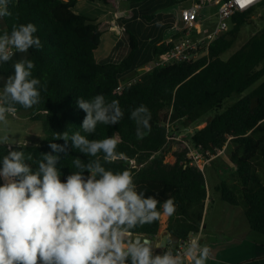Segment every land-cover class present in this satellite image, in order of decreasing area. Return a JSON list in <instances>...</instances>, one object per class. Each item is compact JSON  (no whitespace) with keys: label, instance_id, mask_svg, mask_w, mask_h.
Masks as SVG:
<instances>
[{"label":"trees","instance_id":"trees-1","mask_svg":"<svg viewBox=\"0 0 264 264\" xmlns=\"http://www.w3.org/2000/svg\"><path fill=\"white\" fill-rule=\"evenodd\" d=\"M85 1L110 6L111 18L97 20L79 13L75 9L78 0H10L11 16L2 18L0 34L10 33L13 25L32 23L42 48L15 53L9 62L0 64V90L4 79L14 74L15 62L22 58L34 62L32 76L40 80V103L30 109L16 105L15 113L26 112L25 119L40 122L44 136L37 145L20 143V148L13 147L23 150L26 157L31 155L26 162L33 171L38 170L42 154L59 155L56 167L63 181L77 171L72 164L74 157L84 162L95 158L73 149L71 141L67 155L52 152L50 143H65L56 139L57 133L81 131L90 140L118 134L122 142L116 149L117 158L107 163L102 160V164L114 172L128 171L137 190L155 197L160 205L171 198L175 212L168 216L167 231L175 240L186 241L203 226L210 189L204 171L189 157L188 147L173 152V163L166 161L171 150L169 127L175 124L178 129L188 128L204 118V126L192 132L188 142L200 148L205 157L224 151L236 171L234 182L221 181L213 191L227 205L241 207L250 229L264 234V27L229 59L222 58L251 23L254 10L235 13L229 29L201 50L198 59L155 68L118 94L116 90L123 81L168 51L173 43L156 45L151 57L144 53L141 58L140 37L119 13L121 3L143 0ZM259 6L264 8V0ZM108 33L129 36L130 52L120 62L102 63L96 58ZM97 94L104 95L108 102L117 100L124 116L116 125L98 124L94 133L86 134L80 129L86 113L77 107L76 99L89 100ZM233 97L236 100L225 107ZM140 105L151 113V131L143 139H137L135 121L130 119L131 111ZM5 154L7 148L0 144V160ZM160 205L158 210L162 211ZM163 215L151 224L138 226L134 234L158 235Z\"/></svg>","mask_w":264,"mask_h":264},{"label":"clouds","instance_id":"clouds-1","mask_svg":"<svg viewBox=\"0 0 264 264\" xmlns=\"http://www.w3.org/2000/svg\"><path fill=\"white\" fill-rule=\"evenodd\" d=\"M10 0H0V19L11 16ZM37 27L32 23L13 25L11 32L0 34V64L9 62L15 53L41 49ZM15 50V51H13ZM14 74L4 79L0 90V122L17 111L16 105L30 109L40 103V80L33 78L35 64L22 58L15 62ZM3 79V78H0ZM76 105L86 113L80 129L92 134L98 124L116 125L124 116L119 102L106 101L102 94L89 100L77 98ZM135 121L137 139L151 131V113L140 105L130 113ZM0 160V264H206L210 250L193 237L182 253L173 254L165 242H155L134 234L138 226L151 224L162 214L171 216L175 205L171 198L162 205L152 196L137 190L128 171L106 169L117 158L118 134L102 140H90L77 131L57 133L65 143H50L52 152L64 153L71 147L95 159L84 162L78 156L72 164L77 171L61 180L56 167L60 157L51 152L42 154L38 170L26 162L19 144L8 143ZM27 141L25 146H27ZM102 154V156H101ZM87 173V175H85ZM158 205L160 209L158 210ZM150 237V236H149ZM165 249L156 254V249Z\"/></svg>","mask_w":264,"mask_h":264},{"label":"crops","instance_id":"crops-1","mask_svg":"<svg viewBox=\"0 0 264 264\" xmlns=\"http://www.w3.org/2000/svg\"><path fill=\"white\" fill-rule=\"evenodd\" d=\"M83 1L84 4L87 5V9L81 10L80 7L81 11H79V6L80 4L83 3ZM196 1L197 0H143L141 2H136V3L124 2L125 8L122 7L123 3H121L120 13H119L120 17H122L124 23L140 37V42L142 44L141 54H140L141 58L142 57L144 58L146 56L145 54H147V57H151L152 51L156 45L169 44L178 40L176 39L177 38L176 36L179 35L177 32V28L181 27L180 12L182 9L193 5ZM219 5H220V0H208V3L202 8L200 12V16L198 19L199 23L197 25V33L198 32L205 33L207 31H211L215 27L217 22V12ZM102 7L107 8L104 10V12L105 11L109 12V17L104 19L111 18L112 16L111 7L106 6L101 2L89 3L85 0H78V4L75 9L79 13L86 15L92 19L102 20L100 18L101 13L99 12L100 10H102ZM91 8H94L95 11H92ZM194 35L197 36L196 32H194ZM113 37L115 39L109 42L114 48L120 44L119 43L117 45V42L118 39L121 37H117V38L116 36ZM128 41H129V36H128ZM112 46H105V48L107 51L110 50L111 52ZM100 48L98 52L101 50ZM124 58L125 56L122 59ZM23 119L24 117H22L21 114L19 113H15L13 115L7 114V122L6 123L0 122V129L5 130V132L2 130V134L0 135V137L7 135L9 136L10 139L14 140L15 136L17 135L16 133H11V128L13 127L14 129V127L17 126L16 123L20 122V120ZM10 139L8 143L18 144L14 141L12 142ZM220 155H225L224 151H219L217 155L214 156L211 163ZM204 173H205V169H204ZM215 174L217 175V179L214 180V185L212 187L213 190L222 181L218 176V172H215ZM212 197H213V193L210 190L209 198L206 203L207 209L208 206L214 202ZM205 218H206V212L203 219V226L200 229L201 231L200 244L202 246L206 245L205 233L207 230V224ZM167 225H168V215L165 218V222L163 223L159 234L155 236V239L156 242L158 243L164 242V240L167 239L168 248L175 250L181 247L182 241L175 240V238L172 237V235L167 231ZM250 231L251 229L247 224V229L245 230L246 235L249 234ZM218 236H220L221 238H218ZM211 237L213 238V244H211L209 249L211 250L210 260L215 262V264H264V247L261 248L262 251L260 254L256 253L253 256H249V255H244L243 253L244 250L242 249V247L245 245V243L242 236H233L229 238L227 235L221 233L220 230H213V232H211ZM155 253L162 254L157 249L155 250ZM257 259H261V261ZM187 260L191 262L190 258H187Z\"/></svg>","mask_w":264,"mask_h":264},{"label":"rangeland","instance_id":"rangeland-1","mask_svg":"<svg viewBox=\"0 0 264 264\" xmlns=\"http://www.w3.org/2000/svg\"><path fill=\"white\" fill-rule=\"evenodd\" d=\"M260 5V4H259ZM255 6L253 8V16L251 23L247 24L241 31L238 40L236 41L234 47L226 52L223 55V59L227 60L232 56L238 49H240L249 39L255 34L257 31L264 27V8L261 6ZM86 10L87 5L84 4V1L79 6V11ZM122 7L125 8V3L122 4ZM106 7H102L100 18L104 19L109 17V12L104 10ZM92 11H95L94 8H91ZM3 30V22L0 19V31ZM114 35L108 33L103 36L101 50L96 55V58L99 62H120L121 59L127 56L130 52L128 35L123 33L121 38L118 39L116 47L113 48L109 41H113L115 38ZM117 38V37H116ZM121 41V42H120ZM105 46H112V51L110 52L106 50ZM104 49V50H103ZM109 56V57H107ZM257 85H255L252 89H254ZM236 100L235 97L227 100L225 102V107L232 104ZM28 113L22 112L21 116L24 117L23 120L17 122V126L11 128V133H16L15 139H10L12 142L16 143H25L28 142L27 145H37L40 140L44 138L42 132V124L40 122L28 121L25 119V116ZM210 116V114H209ZM207 117V116H206ZM206 119L200 120L197 124L190 126L188 128L185 127H176L175 124H172L169 128L171 130V140L169 145L171 146V150L168 153L166 158L167 162H174L173 152H177L183 148L188 147L187 145L192 146L189 142V136L196 129H201L205 124ZM3 130V129H2ZM2 130L0 129V135L2 134ZM5 132V130H3ZM10 133V134H11ZM17 137V138H16ZM218 172V176L222 181L226 182H234L235 180V167L230 163L228 157L226 155L218 156L210 165L205 168V177L207 180V184L211 192L213 193L214 202L208 206L206 211V224L207 230L205 233V244L210 249L211 244H213V238L211 237V232L213 230H220L221 233L227 235L229 238L233 236H242L244 239L245 245L242 247L244 250V255L253 256L256 253H261V248L264 247V234H260L254 231H250L249 234L246 235L245 230L247 229V221L244 216L243 209L241 207H233L229 206L221 200L220 194L213 191L214 180L217 179V175L215 172ZM0 184H3V179L0 178ZM167 215H163V223L165 222V218ZM211 254V250H210ZM257 256V255H256ZM243 257V256H241ZM240 257V258H241ZM260 260L261 259H257ZM130 262V260H129ZM206 264H215V262L211 261L210 258L206 261Z\"/></svg>","mask_w":264,"mask_h":264},{"label":"built area","instance_id":"built-area-1","mask_svg":"<svg viewBox=\"0 0 264 264\" xmlns=\"http://www.w3.org/2000/svg\"><path fill=\"white\" fill-rule=\"evenodd\" d=\"M263 0H251L250 3L241 6V0H220L217 12V22L211 31L198 32V19L202 8L208 3V0H197L193 5L186 7L180 12L181 27L177 28L178 34L182 37L173 42V46L166 52L159 55L152 62L138 68L134 75L123 81L116 90V93L122 94L126 87L133 85L141 80L142 76L155 68L188 63L198 59L201 56V50L208 48L209 45L216 40L220 34L229 29V21L237 12H246L259 5ZM196 32L197 36L194 35ZM193 164H196L202 171L211 163L214 156L205 157L204 152L200 148H194L187 145ZM197 238L201 243V231L192 232L186 241H182L181 247L172 250L173 254L183 252V248L193 238ZM185 264H191L185 258Z\"/></svg>","mask_w":264,"mask_h":264},{"label":"water","instance_id":"water-1","mask_svg":"<svg viewBox=\"0 0 264 264\" xmlns=\"http://www.w3.org/2000/svg\"><path fill=\"white\" fill-rule=\"evenodd\" d=\"M143 237H146V238H148V239L156 242L155 236H150V237L149 236H143ZM164 242L166 243V247H168L167 239H165ZM157 250L160 251V253H162V254L164 252V249L163 248L162 249H157Z\"/></svg>","mask_w":264,"mask_h":264},{"label":"snow or ice","instance_id":"snow-or-ice-1","mask_svg":"<svg viewBox=\"0 0 264 264\" xmlns=\"http://www.w3.org/2000/svg\"><path fill=\"white\" fill-rule=\"evenodd\" d=\"M251 0H241V6H243L244 4L250 3Z\"/></svg>","mask_w":264,"mask_h":264}]
</instances>
